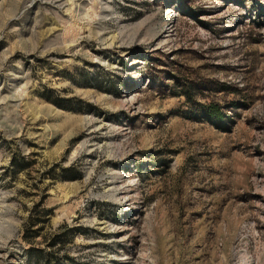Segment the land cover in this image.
<instances>
[{"label": "rangeland", "instance_id": "1", "mask_svg": "<svg viewBox=\"0 0 264 264\" xmlns=\"http://www.w3.org/2000/svg\"><path fill=\"white\" fill-rule=\"evenodd\" d=\"M0 264H264V0H0Z\"/></svg>", "mask_w": 264, "mask_h": 264}, {"label": "trees", "instance_id": "2", "mask_svg": "<svg viewBox=\"0 0 264 264\" xmlns=\"http://www.w3.org/2000/svg\"><path fill=\"white\" fill-rule=\"evenodd\" d=\"M185 93H190L189 91H185ZM188 96V95H187ZM81 102V101H79ZM61 103V105H60ZM55 104L59 107H64L66 109H68L69 111H79L78 108L76 107H73L71 106V102L69 100H60V101H56ZM69 104V105H67ZM68 172H72L73 170L72 169H68L67 170ZM39 207H41V204H38L36 207H35V214H32L28 221H27V224H26V233H25V236L23 237V239L26 241V242H29L33 239H35V237H37L39 234V231H40V228L39 229H34L35 227L39 226L40 224L44 223L43 219H41L42 217L38 214V212L36 213V211H38ZM40 213H43L44 217L45 215H49V211H40ZM70 231H74V230H70ZM64 234V233H63ZM62 233L61 234H58L56 235L49 246L51 247H55L59 242L61 243L62 242V237L64 236Z\"/></svg>", "mask_w": 264, "mask_h": 264}]
</instances>
